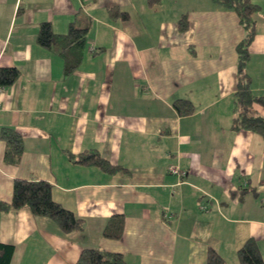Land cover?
I'll list each match as a JSON object with an SVG mask.
<instances>
[{
  "label": "crops",
  "instance_id": "1",
  "mask_svg": "<svg viewBox=\"0 0 264 264\" xmlns=\"http://www.w3.org/2000/svg\"><path fill=\"white\" fill-rule=\"evenodd\" d=\"M251 2L244 71L264 97V0ZM41 22L57 35L70 23L86 27L71 73L36 43ZM242 37L235 12L212 0H0V67L18 72L0 94V129L22 144L10 164L0 140V201L10 200L13 179L43 180L82 222L63 233L26 208L0 211L9 264H74L83 248L120 253L125 264H204L211 248L239 264L249 238L264 259L263 142L230 128ZM175 100L192 113L179 116ZM84 151L117 169L75 162ZM113 214L123 215L118 239L102 236Z\"/></svg>",
  "mask_w": 264,
  "mask_h": 264
},
{
  "label": "trees",
  "instance_id": "2",
  "mask_svg": "<svg viewBox=\"0 0 264 264\" xmlns=\"http://www.w3.org/2000/svg\"><path fill=\"white\" fill-rule=\"evenodd\" d=\"M222 8L235 12L238 22L243 29V37L236 45L237 56V82L232 93V116L230 128L232 130H248L257 134L263 142L264 151V116L256 114L252 105L264 109V97L255 95L250 88V81L244 71L248 61V45L255 34L253 15L258 6L251 0H212ZM180 30L187 27L185 19L178 21ZM86 27L79 28L69 24L65 34L57 35L52 32L49 23L41 22L38 26L35 40L42 47H53L63 59V74L71 73L79 64L81 50L85 42ZM18 76L14 68L0 67V85L12 84ZM172 107L179 116L192 113L193 106L187 100H175ZM0 140L4 142L3 160L14 164L19 158L22 144L19 135L10 128L0 129ZM75 162L84 165H94L102 171L111 173L117 167L110 165L93 151H84L78 155ZM26 208L33 216L46 217L52 220L63 233L80 231L82 222L70 211L62 208L51 198V185L43 180L13 179L11 197L8 202L0 201V211L18 210ZM123 215H110L103 227L102 236L109 239H118L122 234ZM13 253V246L0 243V264H9ZM239 264H264L258 247L252 238L247 239L236 252ZM74 264H125L122 254L102 251L96 248H83L80 250ZM204 264H224V260L211 248L206 252Z\"/></svg>",
  "mask_w": 264,
  "mask_h": 264
},
{
  "label": "built area",
  "instance_id": "3",
  "mask_svg": "<svg viewBox=\"0 0 264 264\" xmlns=\"http://www.w3.org/2000/svg\"><path fill=\"white\" fill-rule=\"evenodd\" d=\"M3 89H4V85H0V94L2 93ZM168 171L171 174H174V175L179 176V177H182L184 175V171H180L176 167H169Z\"/></svg>",
  "mask_w": 264,
  "mask_h": 264
}]
</instances>
